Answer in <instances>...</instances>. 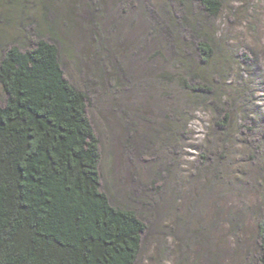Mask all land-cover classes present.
<instances>
[{
    "label": "trees",
    "instance_id": "trees-1",
    "mask_svg": "<svg viewBox=\"0 0 264 264\" xmlns=\"http://www.w3.org/2000/svg\"><path fill=\"white\" fill-rule=\"evenodd\" d=\"M4 1L13 24L35 40L30 48L8 42L0 50L7 96L0 106V264H136L164 215L173 218L178 245L201 264L237 257L264 264V217L254 221L252 247L240 253L236 238L248 215L225 202L236 194L224 171L232 137L250 118L238 124L234 103L220 93L233 84L211 32L224 0H37L46 34L26 23L35 0ZM56 6L66 9L68 32L78 15L85 66L123 125V149L142 162L145 179L133 177V200L100 190L101 143L87 93L63 74L61 57L72 58V49L57 31ZM208 108L217 136L204 149L185 145L194 114ZM181 147L195 152L187 175L174 166Z\"/></svg>",
    "mask_w": 264,
    "mask_h": 264
},
{
    "label": "rangeland",
    "instance_id": "rangeland-1",
    "mask_svg": "<svg viewBox=\"0 0 264 264\" xmlns=\"http://www.w3.org/2000/svg\"><path fill=\"white\" fill-rule=\"evenodd\" d=\"M36 1V5L28 12L26 23H36L39 25L37 30L41 34H46L47 29ZM223 2V9L212 23L211 32L217 47L222 46L221 57L225 58L224 68L233 84L220 93H225L234 103L235 108L231 111V118L238 124H241L240 121L243 119L250 118L240 135L232 137L234 143L230 145V166L228 170L224 167L226 174L228 175V171L229 174L232 173L230 176L234 180V186L228 190L233 189L231 191L236 192L234 195H227L226 205L244 209L248 215L244 230L238 239L236 238L241 253L244 247H252L256 236L255 219L258 216L264 217V0H224ZM55 9L57 31L72 49V58L67 54L66 57L64 55L61 57L64 77L75 88L87 93L89 99L87 116L101 143L100 190L111 199L117 197L122 202L133 200L135 199L133 177L139 180L145 179L142 162L134 160V157L123 149V143H126L123 125L112 112L111 101L102 95L98 78H95L93 71L85 66L86 49L77 28L78 15L73 14L70 17L71 21L67 22L72 29L68 32L63 26L66 23V9L58 6ZM11 13L5 1L0 0V50L1 45L4 46L8 42L20 45L24 49L30 48L35 35L23 33L22 29L18 30L16 22L13 24L15 14ZM237 95L240 99L235 101ZM6 99L7 96L0 86V106L5 104ZM143 101L146 105H150L147 98ZM213 118L214 113L209 108L195 113L188 128L191 140L185 145L198 149L206 148L210 136L212 138L218 134L211 129ZM144 128V125L138 126L137 134L145 137ZM249 129L254 130L251 138L247 134ZM248 144L252 147H248ZM194 153L189 148L178 149L174 166L178 168L179 173L186 172L187 175V171L192 170ZM132 158L133 163H131ZM151 171L152 168H149L148 175ZM113 202L116 203L115 200H112ZM209 202L212 203L211 200ZM154 207L152 204L151 209ZM172 219L171 215L156 218L155 228L150 227L136 264H201L200 260L195 258L196 253L187 254L184 246L178 245V241L176 242L172 236V233L178 235L174 231ZM225 235H230V232L227 231ZM234 239L230 238V242L228 241L232 248ZM236 259L232 262L227 260L225 264H239L241 261L238 263Z\"/></svg>",
    "mask_w": 264,
    "mask_h": 264
}]
</instances>
